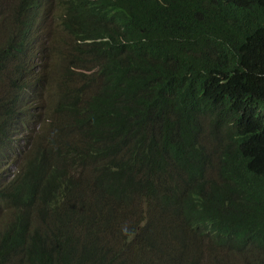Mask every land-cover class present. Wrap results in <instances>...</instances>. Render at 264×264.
<instances>
[{"label": "trees", "instance_id": "1", "mask_svg": "<svg viewBox=\"0 0 264 264\" xmlns=\"http://www.w3.org/2000/svg\"><path fill=\"white\" fill-rule=\"evenodd\" d=\"M41 3L52 31L29 71ZM6 11L0 264H264V0Z\"/></svg>", "mask_w": 264, "mask_h": 264}, {"label": "clouds", "instance_id": "2", "mask_svg": "<svg viewBox=\"0 0 264 264\" xmlns=\"http://www.w3.org/2000/svg\"><path fill=\"white\" fill-rule=\"evenodd\" d=\"M42 8V19H46L50 16L49 11H46L45 5L44 4H39L37 7L36 6H31L30 8V13H29V24L27 25V29L25 31V46L24 50L21 52L20 58L23 62V64L29 69V71L33 70V65L34 63H39L40 58L36 54V37H38V34L42 32L41 34L48 32L49 28H44L42 27L43 23L40 22L38 23V26H34L35 23V17L38 14V8ZM52 23V20H51ZM42 52V51H41ZM41 55V54H40ZM42 57V55H41ZM17 110H18V119H17V134L25 136L27 135V132L29 128H26L24 120L26 117L25 111L22 107L21 103L17 104ZM4 165L0 169V173H3L6 178H11L15 172H16V166L11 164V165ZM14 168V171H11L10 169Z\"/></svg>", "mask_w": 264, "mask_h": 264}, {"label": "rangeland", "instance_id": "3", "mask_svg": "<svg viewBox=\"0 0 264 264\" xmlns=\"http://www.w3.org/2000/svg\"><path fill=\"white\" fill-rule=\"evenodd\" d=\"M16 0H6V5H7V7L10 9L11 8V4L12 3H14ZM7 7H3V6H1V8H0V10L1 11H3L4 12V15H5V17H7L8 16V13H7V11H6V9H7ZM42 8L41 7H39L38 8V14L36 15V17H35V23H34V26L36 27V26H38V23H40V22H42L43 23V25H42V27H44V28H51L52 27V25H53V16H54V8H51V10L49 11V14H50V16L48 17V18H46V19H42ZM51 20H52V23H51ZM4 21V20H3ZM2 22V21H1ZM50 28H49V31H52V30H50ZM48 31V32H49ZM47 32V33H48ZM42 52H41V55H42V60L43 61H45L46 60V58H47V55H48V48H47V43L45 42L44 44H43V48H42V50H41ZM29 133V130H28V132H27V134ZM11 171H14V168H11L10 169Z\"/></svg>", "mask_w": 264, "mask_h": 264}]
</instances>
